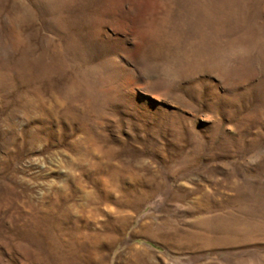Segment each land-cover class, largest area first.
Masks as SVG:
<instances>
[{
    "label": "rangeland",
    "instance_id": "1",
    "mask_svg": "<svg viewBox=\"0 0 264 264\" xmlns=\"http://www.w3.org/2000/svg\"><path fill=\"white\" fill-rule=\"evenodd\" d=\"M0 264H264V0H0Z\"/></svg>",
    "mask_w": 264,
    "mask_h": 264
}]
</instances>
